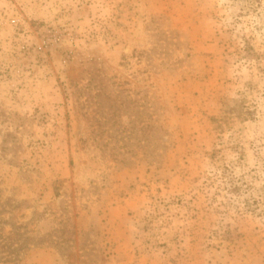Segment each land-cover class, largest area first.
I'll use <instances>...</instances> for the list:
<instances>
[{"label":"rangeland","instance_id":"obj_1","mask_svg":"<svg viewBox=\"0 0 264 264\" xmlns=\"http://www.w3.org/2000/svg\"><path fill=\"white\" fill-rule=\"evenodd\" d=\"M0 264H264V0H0Z\"/></svg>","mask_w":264,"mask_h":264}]
</instances>
